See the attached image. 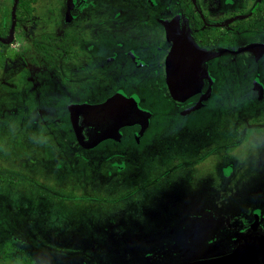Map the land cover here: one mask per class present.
<instances>
[{
    "label": "rangeland",
    "instance_id": "rangeland-1",
    "mask_svg": "<svg viewBox=\"0 0 264 264\" xmlns=\"http://www.w3.org/2000/svg\"><path fill=\"white\" fill-rule=\"evenodd\" d=\"M93 1L67 27V0H36L30 18L15 17L20 0H0L10 27L0 33V264H180L230 251L244 216H264V99L251 89L253 66L221 63L211 98L180 114L163 95L154 22L180 6ZM233 36V48L249 39ZM145 45L159 63L133 78L127 51ZM258 73L264 83V64ZM113 89L143 94L150 128L139 144L131 135L83 149L67 106ZM107 152L126 160L123 172L108 177L98 166Z\"/></svg>",
    "mask_w": 264,
    "mask_h": 264
},
{
    "label": "flooded vegetation",
    "instance_id": "flooded-vegetation-1",
    "mask_svg": "<svg viewBox=\"0 0 264 264\" xmlns=\"http://www.w3.org/2000/svg\"><path fill=\"white\" fill-rule=\"evenodd\" d=\"M151 1L153 2V4ZM158 1L145 0L147 5L151 6L152 4V6L154 7L157 6ZM195 1L197 2L196 4L197 8H192L193 7L192 0H175L174 4L180 6L178 12L174 13L169 18H156V20L154 21L155 24L160 25L161 28L163 29L164 41L161 43L164 44L165 52L161 62L159 63L158 58H155V56L149 50L150 48H148V50L143 49L147 47L146 45L139 46L138 50L136 51L132 49L127 51L126 57L129 60V66L126 70L128 72L125 73H129L131 76H133V78H135L137 71H141V70L148 71L149 68L153 67L155 64L157 63L161 64V70L159 72L160 73L159 76H160V81L164 88L163 95L171 99L172 105H174L175 108L178 109L179 111L178 113L187 115L203 107L205 102L209 98H211L212 93L217 84L216 71L219 65L221 63L229 65L231 62H240L242 63V65H245L246 67L248 66L249 68L253 66L252 74L250 76L251 77L250 86L252 91L257 96H259L261 100L264 99V83L257 78V76L260 77L261 73L259 74L258 71L260 70L261 65L264 64V51L261 53L250 52V51L239 52L240 49L248 46H264V0H195ZM97 5H98L97 1L94 3L93 0H67V2L65 3V8L62 13L63 16L61 18L65 21L67 27L74 26L79 22V20L83 18L85 13H87L89 10H95L97 8ZM160 7L162 8V10L165 9V11L171 12L169 4L167 5L162 4ZM127 18H129V16L126 17V20ZM7 24L8 23H6V19L5 22L3 21L0 23V33L5 34L9 32L10 27ZM170 25L174 26L175 31L180 36L186 38L188 43L194 49L218 54V56H216L215 58L210 59L200 65L201 66L200 70H203L204 73L207 75L206 77H203L201 79L202 85L200 91L194 96L188 98L187 100L181 103L174 101L169 91L167 58L172 49L173 41H170L168 39L166 27ZM234 32H237V34L241 33L242 35L247 36L249 38L247 43L242 46H237L236 48H233ZM72 38L76 40L75 37ZM75 40L73 41L75 42ZM73 43L68 45V47L66 48L67 51L70 52H72L71 50L74 51V49H72L71 47L73 46ZM61 45L64 46L63 44ZM118 46L122 47L123 45L122 43H118ZM161 46L162 45L158 46L156 51H158L161 48ZM93 48H94L93 44H90L87 47V51H92ZM107 60L108 62H111L114 60V57H108ZM64 66L68 68L70 64H64ZM121 72L122 71L119 72L118 70H116L115 72L113 71L112 74L121 73ZM148 74L155 75V71L152 72L150 71V73ZM133 83L137 85L136 80H133ZM98 89L99 92H102L101 88ZM117 93H122L126 97H131V96L137 97V99L139 100L140 107L149 111V108H146V106L143 105V98H142L143 94H139L137 91L128 94L122 89H116V90L113 89V93L110 96L102 99L101 101H97L96 103H91L90 101L83 99L82 102L68 105L67 112L71 127H72V123L69 112V107L71 105H79L85 103L99 104ZM200 99H201V105L197 109L192 110L191 108L194 107L200 101ZM174 111L177 112V110ZM149 112H150L149 125L148 128L142 134H140L141 128L138 125L132 127H125L120 130L119 140H111V141L120 143L125 137L133 135L132 140L135 139V141H137V143L139 144L140 138L149 130L151 121L155 115L152 111ZM78 145L82 147L79 143ZM86 150H90V149H86ZM97 158H98L97 163L99 167L102 166L105 169H109L107 170L106 173L108 177H112L116 173H121L126 168V160H124L122 156L119 154L107 152L106 154H102L100 156L98 155ZM250 215L244 216L245 219L244 223L247 225L246 226L247 228L242 229V231L238 230V233L244 235L246 230L247 233L250 234L248 235V237L264 235L263 233L264 231L262 232V230H264V223H261V221L264 220V216L251 215L252 217H250ZM252 232H254L255 234H253Z\"/></svg>",
    "mask_w": 264,
    "mask_h": 264
},
{
    "label": "water",
    "instance_id": "water-1",
    "mask_svg": "<svg viewBox=\"0 0 264 264\" xmlns=\"http://www.w3.org/2000/svg\"><path fill=\"white\" fill-rule=\"evenodd\" d=\"M166 30L168 39L173 41L167 58L169 91L172 99L181 103L200 91L202 81L196 78L195 73L201 69L202 63L218 54L194 49L175 31L174 26H167ZM243 51L261 53L264 46H248L239 50ZM200 105L201 99L191 109L195 110ZM69 112L75 138L85 149L94 148L105 140H119L120 130L125 127L138 125L142 134L150 121V112L140 107L137 97H126L122 93L99 104L71 105ZM100 113H104L106 118L99 119ZM180 264H264V235L249 236L225 254Z\"/></svg>",
    "mask_w": 264,
    "mask_h": 264
},
{
    "label": "trees",
    "instance_id": "trees-1",
    "mask_svg": "<svg viewBox=\"0 0 264 264\" xmlns=\"http://www.w3.org/2000/svg\"><path fill=\"white\" fill-rule=\"evenodd\" d=\"M35 2V0H20V2L17 4V6L15 7V17L16 18H24L25 16L27 17H31L32 13L34 12V7L32 6V4ZM25 10V14H21L19 15V13H17L20 9ZM4 55L3 53L0 51V68L3 66L4 64Z\"/></svg>",
    "mask_w": 264,
    "mask_h": 264
},
{
    "label": "snow or ice",
    "instance_id": "snow-or-ice-1",
    "mask_svg": "<svg viewBox=\"0 0 264 264\" xmlns=\"http://www.w3.org/2000/svg\"><path fill=\"white\" fill-rule=\"evenodd\" d=\"M98 118L101 119V120H103V119L106 118V115L104 113H100L98 115ZM255 215L256 216H260L261 215V210H257L256 213H255ZM261 223H264V221H261ZM248 235L249 234L245 230V234L237 238V243L245 242L248 239Z\"/></svg>",
    "mask_w": 264,
    "mask_h": 264
},
{
    "label": "bare ground",
    "instance_id": "bare-ground-1",
    "mask_svg": "<svg viewBox=\"0 0 264 264\" xmlns=\"http://www.w3.org/2000/svg\"><path fill=\"white\" fill-rule=\"evenodd\" d=\"M195 76L198 79H202L203 77H206L207 75L202 70H198V71H196Z\"/></svg>",
    "mask_w": 264,
    "mask_h": 264
}]
</instances>
